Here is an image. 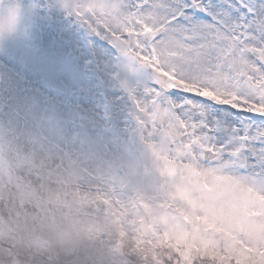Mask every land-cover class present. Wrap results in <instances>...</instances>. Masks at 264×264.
<instances>
[{"label":"snow or ice","instance_id":"snow-or-ice-1","mask_svg":"<svg viewBox=\"0 0 264 264\" xmlns=\"http://www.w3.org/2000/svg\"><path fill=\"white\" fill-rule=\"evenodd\" d=\"M64 6L143 75L139 96L128 91L134 136L151 157L145 187L126 178L122 158L74 154L31 134L66 169L65 182H79L81 201L105 204L109 250L128 264L121 241L131 231L167 249L151 264H264V0ZM28 134L17 122L0 128V154Z\"/></svg>","mask_w":264,"mask_h":264},{"label":"rangeland","instance_id":"rangeland-1","mask_svg":"<svg viewBox=\"0 0 264 264\" xmlns=\"http://www.w3.org/2000/svg\"><path fill=\"white\" fill-rule=\"evenodd\" d=\"M80 2L18 0L16 35L0 44V128L17 122L30 133L17 150L0 154V206L24 215L9 223L12 237H4L0 225V264H48L49 258L54 264H121L108 247L115 226L105 204L81 201L79 182H65L66 169L35 149L31 134L74 154L96 149L107 159L122 158L126 178L138 187L152 179L151 157L134 136L128 91L137 89L139 96L142 72L124 68L126 60L68 14L64 5ZM10 3L0 0V16ZM133 236L122 234L128 264H142L143 258L151 264L167 250Z\"/></svg>","mask_w":264,"mask_h":264},{"label":"clouds","instance_id":"clouds-1","mask_svg":"<svg viewBox=\"0 0 264 264\" xmlns=\"http://www.w3.org/2000/svg\"><path fill=\"white\" fill-rule=\"evenodd\" d=\"M21 15L18 0H11L6 16H0V44L15 37Z\"/></svg>","mask_w":264,"mask_h":264},{"label":"bare ground","instance_id":"bare-ground-1","mask_svg":"<svg viewBox=\"0 0 264 264\" xmlns=\"http://www.w3.org/2000/svg\"><path fill=\"white\" fill-rule=\"evenodd\" d=\"M96 106H93V109H95ZM20 179V178H19ZM27 189H30L27 186H24ZM17 215L23 217V212L22 211H16L12 205L5 204L3 207L0 206V225L1 228L3 229L4 237H12V234H9V228L11 227L9 223L13 222L16 223L18 222V217ZM4 254H1V257H3ZM23 264H26L23 262Z\"/></svg>","mask_w":264,"mask_h":264}]
</instances>
